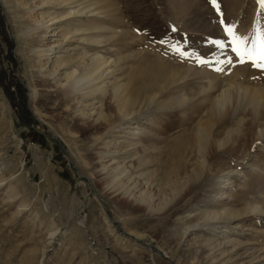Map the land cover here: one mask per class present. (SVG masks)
Here are the masks:
<instances>
[{
  "label": "rangeland",
  "instance_id": "obj_1",
  "mask_svg": "<svg viewBox=\"0 0 264 264\" xmlns=\"http://www.w3.org/2000/svg\"><path fill=\"white\" fill-rule=\"evenodd\" d=\"M217 3L0 0V264H264V71L211 43L264 10ZM95 53L90 98H65Z\"/></svg>",
  "mask_w": 264,
  "mask_h": 264
},
{
  "label": "bare ground",
  "instance_id": "obj_2",
  "mask_svg": "<svg viewBox=\"0 0 264 264\" xmlns=\"http://www.w3.org/2000/svg\"><path fill=\"white\" fill-rule=\"evenodd\" d=\"M54 3L56 5H61L62 3H65V1L68 0H53ZM69 14V13H68ZM49 19L46 21L47 26L49 25H53L56 22V19L63 17L64 14H58L55 13V11L53 13L48 14ZM64 21V19H63ZM46 22H44L43 24H45ZM62 23V22H61ZM67 22H65V24H67ZM58 25V24H57ZM46 26V27H47ZM57 28V27H56ZM94 29H96V27H92ZM90 28H79L76 30H66L65 32H62L61 30L58 31L57 34H55V36H57L59 34V41L62 42H66L68 41L70 38H72L74 35H76L75 33L77 32H86L89 31ZM43 36V35H42ZM52 36H54V34H52ZM99 37L96 38V40L94 41L95 43H100V41L98 40ZM46 54L48 52H45ZM58 59V58H56ZM59 61V60H56ZM81 74H78L80 72L79 68L74 69L71 73L66 75V79L64 81V84H62V86L59 87L60 92H63V96L65 98H69L71 96H73L75 93H79L81 99H89L91 94L94 92V90L92 89V86L95 85V81L103 78L105 73H106V69L107 67L111 64V62L108 59H104L101 55H98V53H95L94 55L91 56H85V59L82 58L81 62ZM58 64V63H56ZM102 67H105L104 69H102ZM78 74V75H76ZM212 83H208V87L211 86ZM117 85V86H115ZM113 87V90H111V98L113 100H115L116 102H118V104L120 105H116L119 106L118 107V111L121 112V110L123 109V107L128 106V104L131 102L130 97H126L124 96L125 94V90H124V85H120V84H115ZM223 92V91H222ZM225 95V94H224ZM222 98V96H220ZM221 100H226L225 98L221 99ZM215 102V103H214ZM215 109L216 110H220V105L217 102V100L213 101ZM224 104V102H223ZM225 106V105H224ZM132 112V111H131ZM132 114V113H131ZM128 115V114H126ZM199 143L201 144V146H204V144H206V138L204 137V135H202L201 139H199Z\"/></svg>",
  "mask_w": 264,
  "mask_h": 264
},
{
  "label": "snow or ice",
  "instance_id": "obj_3",
  "mask_svg": "<svg viewBox=\"0 0 264 264\" xmlns=\"http://www.w3.org/2000/svg\"><path fill=\"white\" fill-rule=\"evenodd\" d=\"M261 9L264 10V0H256ZM208 3L216 11L217 15H221L220 5L217 0H208ZM223 30L222 38L215 39L211 43L224 54L226 49L230 50L231 54L235 57V63L249 64L251 67L264 71V32H261L258 28L254 34L249 37L247 35L238 34L237 26L235 24H229L223 19L219 21ZM175 31V29H173ZM250 41V42H249ZM173 49L181 56L184 52L177 46L173 45ZM197 63L204 64H220L222 61L216 59L214 61H206L200 57H197ZM223 63L232 65L233 59L228 58ZM216 71H221V68H216Z\"/></svg>",
  "mask_w": 264,
  "mask_h": 264
}]
</instances>
